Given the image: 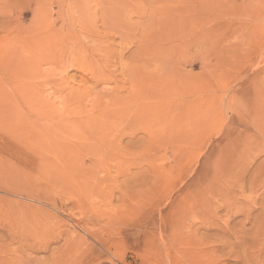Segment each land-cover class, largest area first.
<instances>
[{"label":"rangeland","instance_id":"1","mask_svg":"<svg viewBox=\"0 0 264 264\" xmlns=\"http://www.w3.org/2000/svg\"><path fill=\"white\" fill-rule=\"evenodd\" d=\"M140 84L144 126L83 107ZM0 264H264V0H0Z\"/></svg>","mask_w":264,"mask_h":264},{"label":"bare ground","instance_id":"2","mask_svg":"<svg viewBox=\"0 0 264 264\" xmlns=\"http://www.w3.org/2000/svg\"><path fill=\"white\" fill-rule=\"evenodd\" d=\"M79 6V5H78ZM65 9V8H64ZM67 9V8H66ZM68 10H70V9H68ZM65 11V17H68V15H70L69 13V11ZM102 10V9H101ZM64 11V10H63ZM71 11V10H70ZM103 11V10H102ZM101 11V12H102ZM140 11V10H139ZM69 12V13H68ZM103 13V12H102ZM92 14H94V13H92ZM101 14V13H100ZM104 14V13H103ZM63 15H64V13H63ZM60 16H61V18H62V15L60 14ZM89 16V15H88ZM98 16V15H97ZM90 17H93V15L91 16L90 15ZM89 17V18H90ZM104 17V16H103ZM64 18V17H63ZM62 18V19H63ZM87 18V17H86ZM68 19V18H67ZM91 19V18H90ZM90 19H89V21H90ZM121 19V18H120ZM119 19V24L120 23H122L121 22V20ZM109 20V19H108ZM115 20V19H114ZM62 22V21H61ZM86 22V21H85ZM96 22V21H95ZM112 22H114V24L117 22H115V21H112ZM48 23V22H47ZM91 23H93V22H91ZM90 23V24H91ZM64 24V23H63ZM89 24V23H88ZM98 24V23H97ZM96 24V25H97ZM101 24V23H100ZM103 24V23H102ZM113 24V25H114ZM118 24V25H119ZM82 25V24H81ZM80 25V26H81ZM92 25V24H91ZM104 25V24H103ZM107 25V24H106ZM89 26V25H88ZM99 26V25H98ZM105 26V25H104ZM116 26H117V24H116ZM116 26H115V28H116ZM66 27V26H65ZM74 27V26H73ZM84 27V26H83ZM86 27V26H85ZM93 27V26H92ZM97 27V26H96ZM106 27V26H105ZM118 27V26H117ZM119 27H121V26H119ZM72 28V27H71ZM121 28H123V27H121ZM96 29V28H95ZM98 29V28H97ZM96 29V30H97ZM117 29V28H116ZM124 29V28H123ZM35 30H36V28H35ZM73 30H74V28H73ZM106 30V29H105ZM48 31V30H47ZM68 31V30H67ZM66 31V32H67ZM75 31H77V30H75ZM74 31V32H75ZM34 32V31H33ZM65 32V33H66ZM69 32H70V30H69ZM78 32V31H77ZM84 32V31H83ZM94 32H95V30H94ZM45 33V32H44ZM49 33V32H48ZM64 33V32H63ZM69 34H72L73 35V32H70ZM83 34V33H82ZM86 34V33H85ZM101 34V33H100ZM103 34H104V30H103ZM38 35V34H37ZM66 35H67V33H66ZM99 35V34H98ZM47 36V35H46ZM55 36V35H54ZM68 36V35H67ZM86 36V35H85ZM97 36V35H96ZM102 36V35H101ZM106 36V35H105ZM108 36V35H107ZM123 36V35H122ZM142 36V35H141ZM50 38L51 37H53V36H49ZM69 37H71L70 35H69ZM82 38H83V36H81ZM109 37V36H108ZM107 37V38H108ZM41 38H43V37H41ZM54 38V37H53ZM39 39V38H38ZM45 39H46V37L43 39L44 40V42H45ZM71 39H72V37H71ZM92 39V43H93V46H91V47H89V48H84L82 51H83V56L84 57H88V58H98V57H100L101 56V50H99V48H97V46L95 45L96 44V39H93V38H91ZM110 39V38H109ZM47 40V39H46ZM100 40H101V38H100ZM140 40V39H139ZM142 40V39H141ZM52 41V40H51ZM69 41H70V39H69ZM73 41H74V39H73ZM76 41V40H75ZM77 42V41H76ZM79 42V41H78ZM77 42V43H78ZM99 42V41H98ZM47 43V42H46ZM76 43V44H77ZM100 43H102V41L100 42ZM111 43V42H110ZM73 44V43H72ZM145 44V43H144ZM44 45V44H43ZM78 45V44H77ZM83 45H85V44H83ZM143 42H139V44L137 45L138 46V49H139V51H140V49L142 50V47L145 49V46L143 45ZM87 45H85V47H86ZM41 46H39L38 48H40ZM45 47V46H44ZM114 47V46H113ZM36 48V47H35ZM37 48V49H38ZM46 48V47H45ZM49 48V47H48ZM51 48V47H50ZM36 49V50H37ZM74 49V48H73ZM108 49V48H107ZM69 52H70V50H68ZM77 51V50H76ZM110 51H112V48L110 49ZM114 51V50H113ZM112 51V52H113ZM35 52V51H34ZM34 52H33V54H34ZM68 52V53H69ZM71 52H72V50H71ZM108 52V51H107ZM155 52V51H154ZM48 54H50V52H47ZM53 54V53H52ZM66 54V53H65ZM70 54V53H69ZM111 54H114V52L113 53H111ZM38 55V54H37ZM36 54L34 55V56H37ZM73 55V54H72ZM105 55V53L103 54V56ZM33 56V55H32ZM41 56H42V53H41ZM45 56V55H44ZM68 57H70L71 58V56H68ZM81 57V56H80ZM122 57V56H121ZM54 58V57H53ZM35 59V58H34ZM40 59V58H39ZM38 59V60H39ZM42 59V58H41ZM65 59H66V57H65ZM64 59V60H65ZM72 59H73V57H72ZM71 59V60H72ZM78 59V58H77ZM76 59V60H77ZM99 59V58H98ZM108 59V58H107ZM109 59H111V58H109ZM108 59V60H109ZM122 59V58H121ZM66 61V60H65ZM38 62V61H37ZM40 62V61H39ZM71 62V61H70ZM73 62V61H72ZM71 62V63H72ZM105 63H107L106 62V60L104 61ZM117 62V61H116ZM116 62L114 63V64H116ZM65 63V62H64ZM63 63V64H64ZM81 63V62H80ZM109 63V62H108ZM34 64H36L35 62H34ZM41 64V63H40ZM67 64H69V63H67ZM118 64V63H117ZM49 65V64H48ZM75 65V64H74ZM38 66L40 67V65H38L37 64V68H38ZM63 66V65H62ZM103 66V65H102ZM102 66L101 67H99V66H97V68L99 69L100 68V70L102 69ZM53 67V66H52ZM65 67H66V64H65ZM108 67V66H107ZM107 67H106V70H107ZM36 68V69H37ZM56 68V67H55ZM69 68H70V65H69ZM68 68V69H69ZM96 68V67H95ZM110 68H112V67H110ZM137 68V67H136ZM39 69V68H38ZM32 70V69H31ZM30 70V71H31ZM40 70V69H39ZM53 70V69H52ZM59 70H60V68H59ZM58 70V71H59ZM62 70V69H61ZM132 70H133V68H132ZM102 71V70H101ZM100 71V72H101ZM135 71V70H134ZM41 72V71H40ZM51 73H52V71H50ZM113 72V71H112ZM37 73V72H36ZM57 74L59 73V72H56ZM55 73V74H56ZM66 73V72H65ZM104 74V71H102L101 72V74ZM131 73H133V72H131ZM29 74V73H28ZM38 74V73H37ZM36 74V75H37ZM102 74V75H103ZM40 75L42 76V73H40ZM53 75V74H52ZM116 75H117V73H116ZM138 75H140V74H138ZM69 76V75H68ZM106 76V74H104V78H102L103 80H105V77ZM108 76V75H107ZM31 77V76H30ZM37 77V76H36ZM39 77V76H38ZM37 77V78H38ZM43 77V76H42ZM51 77H53V76H50V78ZM60 78L59 79H61V75L59 76ZM134 76L132 75L131 76V78H133ZM40 78V77H39ZM45 78V77H44ZM48 78V77H47ZM56 78V77H55ZM64 78V77H63ZM66 78V77H65ZM41 79V78H40ZM107 79H108V77H107ZM106 79V80H107ZM143 79V78H142ZM145 79V78H144ZM143 79V80H144ZM46 80V79H45ZM62 80V79H61ZM64 80V79H63ZM106 80H105V82H106ZM109 81H111L110 79H108ZM143 80H141L142 82H144V83H147L146 82V79L143 81ZM20 81V80H19ZM32 81H33V83H34V80L32 79ZM54 81V80H53ZM83 81H85V80H83ZM82 81V82H83ZM135 82H136V80H134ZM133 81V82H134ZM149 81V80H148ZM36 82V84H40V83H37V81H35ZM41 82V81H40ZM44 82V81H43ZM49 82V81H48ZM47 82V83H48ZM52 82V81H51ZM66 82V81H65ZM104 82V81H103ZM132 82V83H133ZM45 83H46V81H45ZM107 83V82H106ZM150 83V82H149ZM35 84V83H34ZM84 84V83H83ZM129 84V83H128ZM31 85H32V83H31ZM41 85H42V83H41ZM44 85V84H43ZM50 85V84H49ZM69 85V84H68ZM28 86V85H27ZM34 87L36 86V85H33ZM45 87H46V85H44ZM124 86V85H123ZM123 86H119V85H117V86H115L114 88V92H110V94L108 95V96H105L104 98L102 97H100V98H98V97H95L96 99H95V103H97V100H99L100 102H101V105H96L95 103H93V101H91L90 102V100H88V102H86L85 104H83V107L84 108H86L87 107V104L89 105V103H91V108L92 109H95L97 112H96V114L98 113V114H100V115H105V118H107V117H109V116H115V117H118L119 119L121 118L122 120L121 121H128L129 123L130 122H134V124L136 123H138L139 122V124L141 123L143 126H144V124L142 123L143 121H144V123H145V119H146V117H145V106L143 105V102H142V100H143V96L146 98V95L151 99V101H149V99H147L149 102H150V104H152L153 106H154V109H155V106L156 107H158V97H159V93H158V91L156 90V88H155V86H153L152 85V88H153V91L151 90V88L148 86V85H146V84H140V86H138V85H136V87L133 85V89L131 88V90H129V87H128V89H124V87ZM40 87V86H39ZM82 87V86H81ZM32 89H33V87H31ZM36 88V87H35ZM35 88H34V90H35ZM41 88H42V86H41ZM44 88V87H43ZM79 88V87H78ZM83 88H84V86H83ZM126 88V87H125ZM69 89H71V87L69 88ZM124 89V90H123ZM38 90H40V88L38 89ZM80 90V89H79ZM87 89H83V90H80V92L79 93H77L78 94V97L80 96H82V99L84 98V99H86L87 97H89L90 96V92H87V93H85V91H86ZM110 91H113V90H110ZM122 91H125L126 92V94H124V95H122ZM41 92V91H40ZM49 92V91H48ZM52 92V91H51ZM75 92H78L77 90L75 91ZM124 92V93H125ZM68 93H69V96H72V95H74L73 93L74 92H72V90L69 92L68 91ZM149 93V94H148ZM22 94V93H21ZM76 94V95H77ZM94 94V93H93ZM104 94V93H103ZM107 95V94H106ZM22 96V95H21ZM28 96V95H27ZM31 96V95H30ZM45 96V95H44ZM48 96V95H47ZM54 96V95H53ZM52 96V97H53ZM85 96V97H84ZM97 96V95H96ZM104 96V95H103ZM43 97V96H42ZM74 97V96H73ZM79 97V98H80ZM47 98V97H46ZM75 98V97H74ZM76 98H77V96H76ZM92 98V97H91ZM144 98V99H145ZM27 99H29V97L27 98ZM26 99V100H27ZM32 99H33V97L31 98L30 97V102H32V104H33V101H34V99H33V101H32ZM49 99V98H48ZM145 99V100H146ZM25 100V101H26ZM47 100V99H46ZM77 100H78V98H77ZM146 100V101H147ZM28 101V100H27ZM145 101V102H146ZM147 101V102H148ZM35 102V101H34ZM44 102V101H43ZM151 102H153V103H151ZM52 103V102H51ZM51 103H50V107H51ZM56 103V102H55ZM54 103V104H55ZM64 103L65 104H68V100L66 99V98H64V100L61 102V101H59L58 102V104H60V106L58 107V104H57V107H58V109H64ZM146 104V103H145ZM28 105V104H27ZM43 105V104H42ZM96 105V107H94ZM29 106V105H28ZM54 106L52 105V107L51 108H53ZM56 107V108H57ZM90 107V106H89ZM88 107V108H89ZM76 108V107H75ZM159 108H160V106H159ZM34 109V108H33ZM37 109V108H36ZM69 109V108H68ZM82 109V108H81ZM42 110V109H41ZM48 110H49V108H48ZM57 110V109H56ZM61 110V111H62ZM76 110V109H75ZM86 110V109H85ZM89 110H90V108H89ZM95 110H94V113H95ZM156 111H158L157 110V108L155 109ZM66 111V110H65ZM65 111H62V112H65ZM74 111V110H73ZM33 112V111H32ZM39 112V111H38ZM49 112H50V114H51V111L49 110ZM67 113H68V111H66ZM74 112H76V111H74ZM80 112V110L78 111V113ZM87 112V111H86ZM152 112V111H151ZM154 112V111H153ZM44 113V112H43ZM42 113V114H43ZM72 113V112H71ZM88 113V112H87ZM156 112H154V114H155ZM42 114H40L42 117L44 116H46V115H42ZM45 114V113H44ZM50 114H48V115H50ZM69 114V113H68ZM80 114V113H79ZM81 114H83V113H81ZM80 114V115H81ZM51 115H53V114H51ZM58 115V114H57ZM66 115V114H65ZM85 115V114H84ZM151 115V114H150ZM62 116V117H61ZM61 116H59V117H61L62 118V126H63V129H70V128H75L76 126H81V127H87V126H93L94 125V123H95V121H96V118L94 117L95 115L93 114V117L94 118H92V119H90L89 121H84V122H82L79 118H73V119H69V120H67V121H65L64 119V115H61ZM68 116V115H67ZM78 116V115H77ZM157 116H158V114H157ZM157 116H156V114L155 115H153V118H157ZM37 117H39V116H37ZM43 117V118H44ZM50 117V116H49ZM48 116H47V119H46V121L48 120V118H49ZM53 117V116H52ZM51 117V118H52ZM58 116H56V118H59ZM85 117H86V115H85ZM97 117V116H96ZM101 117V116H100ZM115 117L114 118H112V119H115ZM159 118V117H158ZM160 119V118H159ZM23 121H24V124L26 125V121L24 120V119H22ZM52 120V119H51ZM87 120H88V118H87ZM156 120V119H155ZM158 120V119H157ZM22 121V122H23ZM34 122H35V120H33ZM37 121H39V120H37ZM36 121V122H37ZM91 121H92V123H91ZM110 121V120H109ZM115 121V120H114ZM27 122H28V126L32 129V131L34 132V140L36 141V143L35 144H37V146L34 144V146L37 148V147H39V149L37 150L36 149V151L35 152H39V150L41 149V148H43L42 150H43V152H45V153H60V154H68V153H72V154H69L70 156H72L73 155V153H75L74 154V156L76 155V153L78 154H82L81 152H80V150H78V149H75V148H73L72 147V145L71 146H69V145H65V146H62V143H61V145L58 143L57 144V140H55L56 142H53V139H55L56 138V136L54 135L56 132H57V127H58V125H54L53 127H56L55 129H56V132L55 131H51L50 129L52 128H48L49 129V131H50V133L51 132H55V133H52V135L54 136V138L53 137H50V136H48L47 134H46V130H45V133H41L40 131H42V132H44L43 130V128H40L39 127V125H38V123L39 122H37V123H35L38 127H39V129L37 128V127H33L32 126V124H34V122L32 123V121H28L27 120ZM30 124V125H29ZM114 124V123H113ZM35 125V126H36ZM107 126H108V124H106ZM111 125V124H110ZM115 125V124H114ZM133 125V123H131V125L130 126H132ZM61 126V125H60ZM138 126V125H137ZM152 126H153V124H152ZM78 128L77 127V129H79L80 131H82V128ZM96 127V126H95ZM141 127V126H140ZM34 128H35V130H34ZM110 128V127H109ZM134 128V127H133ZM157 128V127H156ZM156 128H154V129H156ZM159 128V130H160V127H158ZM157 128V129H158ZM42 129V130H41ZM53 129V128H52ZM76 129V128H75ZM93 129V128H92ZM111 129V128H110ZM125 129V128H124ZM148 129V128H147ZM97 130V129H96ZM140 130V129H139ZM143 130V129H142ZM141 130V131H142ZM158 130V131H159ZM68 131V130H67ZM136 131V130H135ZM141 131H137V132H141ZM157 131V130H156ZM148 132V131H147ZM146 132V133H147ZM65 133L66 134H68L66 131H65ZM80 132L78 131V134H79ZM83 133V132H82ZM97 133V132H96ZM135 133V132H134ZM150 133V132H149ZM157 133V132H156ZM76 134V133H75ZM81 134V133H80ZM106 134V133H105ZM121 134V133H120ZM142 132L140 133V137H142V135L144 136V134L145 133H143L142 135ZM50 135V134H49ZM51 135V136H52ZM71 135V134H70ZM127 135V134H126ZM133 135V134H132ZM136 135V134H135ZM135 135H133L134 137H138L139 136V134H137L136 136ZM63 137H64V134L62 135ZM84 136V135H83ZM128 136H130V135H128ZM132 136V137H133ZM73 137H75V139L76 138H78L79 137V135H78V137H76V136H73ZM90 137V136H89ZM131 137V138H132ZM134 138V139H130V142H132V140H133V142H134V140H136L137 139V143H139V142H141L142 141V138ZM145 137V136H144ZM80 138V137H79ZM130 138V137H129ZM18 139H20V138H18ZM17 139V140H18ZM80 139H82V138H80ZM145 139V138H144ZM21 140H23V139H20V141H19V143L20 142H22ZM31 140H33V138H31ZM33 140V141H34ZM78 140V139H77ZM103 140V139H102ZM105 140V139H104ZM107 140V139H106ZM33 141H30L31 143H27V142H29L27 139H26V142L24 143V142H22L21 144H19V146H25V148H27V149H30V148H32V147H34L33 146V144H32V142ZM66 141V140H65ZM79 142H81L80 140H78ZM145 141V140H144ZM75 142H77V141H75ZM79 142H78V144H79ZM83 142V141H82ZM81 142V143H82ZM121 141H119V143H120ZM17 143V142H16ZM80 143V144H81ZM71 144V143H70ZM76 144V143H75ZM110 144V143H109ZM103 145V144H102ZM102 145H100V147H97L98 145L96 144L95 146H90V145H83V146H81L80 145V147H78L79 149H81V148H85V150H84V153H85V151L86 152H88V154L89 153H91L92 155H93V153L94 154H96V156H97V154L98 153H102V154H105L106 155V153H104L105 151L107 152H116V148H112L111 147V149H109V146H108V148H103L102 149ZM108 145V144H107ZM77 146V145H76ZM104 146H106L105 145V143H104ZM117 147V146H116ZM119 147V146H118ZM33 149V148H32ZM82 149V150H83ZM110 151H109V150ZM25 151H27V150H25ZM28 151H30V150H28ZM33 151V150H32ZM41 151V150H40ZM31 152V151H30ZM42 152V151H41ZM42 152V153H43ZM108 155V154H107ZM31 156V155H30ZM77 157V156H76ZM76 182V181H75Z\"/></svg>","mask_w":264,"mask_h":264}]
</instances>
